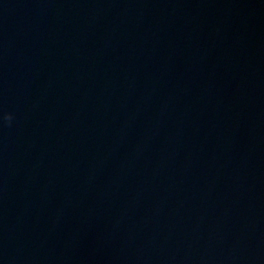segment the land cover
Wrapping results in <instances>:
<instances>
[{"label":"water","instance_id":"95a60500","mask_svg":"<svg viewBox=\"0 0 264 264\" xmlns=\"http://www.w3.org/2000/svg\"><path fill=\"white\" fill-rule=\"evenodd\" d=\"M0 264H264V0H0Z\"/></svg>","mask_w":264,"mask_h":264},{"label":"clouds","instance_id":"9594fccd","mask_svg":"<svg viewBox=\"0 0 264 264\" xmlns=\"http://www.w3.org/2000/svg\"><path fill=\"white\" fill-rule=\"evenodd\" d=\"M7 119L10 121L11 120V117L9 116V117H7Z\"/></svg>","mask_w":264,"mask_h":264}]
</instances>
